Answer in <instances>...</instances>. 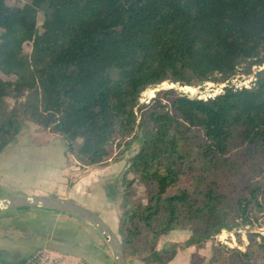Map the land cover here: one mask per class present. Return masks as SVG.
<instances>
[{
    "label": "trees",
    "instance_id": "obj_1",
    "mask_svg": "<svg viewBox=\"0 0 264 264\" xmlns=\"http://www.w3.org/2000/svg\"><path fill=\"white\" fill-rule=\"evenodd\" d=\"M0 30V153L27 120L82 166L141 132L128 168L103 184L120 195L127 261L167 264L223 229L264 224V68L210 98L170 87L140 102L166 80L220 82L264 64V0H0ZM178 228L191 231L182 247L159 250ZM248 240L244 250L214 242L212 261L264 264V234Z\"/></svg>",
    "mask_w": 264,
    "mask_h": 264
},
{
    "label": "rangeland",
    "instance_id": "obj_2",
    "mask_svg": "<svg viewBox=\"0 0 264 264\" xmlns=\"http://www.w3.org/2000/svg\"><path fill=\"white\" fill-rule=\"evenodd\" d=\"M10 4H23L27 0H8ZM44 17V9L38 12V26L41 27ZM1 31V30H0ZM27 51L30 50V44L25 45ZM264 68V64L255 65L251 72L246 73V66L239 67L237 73L226 81L213 82L206 81L197 85H183L179 82L166 80L155 86H151L142 92L140 102H147L155 95L156 91L164 88H174L177 92L191 97L210 98L220 93L225 85L245 82L248 85L255 78L257 71ZM188 86L191 89H187ZM8 109L14 105L12 98H7ZM141 132L126 141H123L120 147L115 149L111 159L96 165L82 166L68 150L64 139L58 134L51 133L47 128L27 120L24 122L20 132L15 139L11 141L0 153V196L15 194H31L38 191H54L62 193L64 190L74 185L84 186V189L105 192L104 182L114 180L120 177L128 168L131 157L137 152L141 144ZM116 183L115 181H113ZM112 182V184H114ZM83 189V190H84ZM96 191V192H95ZM134 198H144V188L135 185L133 191ZM109 196V195H108ZM111 205L103 214H99L97 206H89L92 211L100 215L110 227L117 232L118 228V205L120 195L109 196ZM82 203L80 200H77ZM1 212V210H0ZM53 219H50L49 216ZM104 215V216H103ZM66 216L65 213L55 211H46L45 209L16 208L5 209L0 217L5 222L11 223L25 231L41 230L45 227L50 228L62 226L63 222L56 221V217ZM80 222L87 225L79 217H75ZM262 221V220H261ZM85 230L91 237V253L95 257L96 264H116L112 248L108 241L98 229ZM92 232V233H91ZM251 232L264 234V224L240 225L232 230L223 229L211 239L207 240L202 248L191 247L179 250L178 260L170 264H191L195 258H201L199 264H216L212 261V244L218 242L229 248L244 250L249 242L248 235ZM191 231L188 228H178L162 235L158 241L159 250L172 247L176 244L177 249L182 247L183 243L190 236ZM93 236V237H92ZM99 237L100 242L97 240ZM127 264H143L138 259L127 261Z\"/></svg>",
    "mask_w": 264,
    "mask_h": 264
},
{
    "label": "crops",
    "instance_id": "obj_3",
    "mask_svg": "<svg viewBox=\"0 0 264 264\" xmlns=\"http://www.w3.org/2000/svg\"><path fill=\"white\" fill-rule=\"evenodd\" d=\"M83 189L84 186H80L79 188L74 185L60 194L54 191L43 190L38 191V193L35 191V193L31 194L59 196L75 202H79L77 200H80L88 208L92 205L97 206L99 214L107 211L111 205V201L104 191H95V195L93 191L91 192L87 188ZM4 210L1 209L0 214ZM65 215L56 217V221L63 222V225L58 226V228H50L48 226L41 230L33 229V231L30 230L28 232L5 222L0 217V264H17L39 247H47L54 252L67 256L68 262L76 261L78 264H96L95 257L91 253L93 238L91 239L90 235L85 231L93 230L91 227L94 229L95 227L86 220L82 219L87 225L80 222L74 218V215L66 213ZM49 218L53 219L51 215ZM97 240L100 242L99 237H97ZM188 248L191 249V247ZM177 258L178 255L167 264L175 262Z\"/></svg>",
    "mask_w": 264,
    "mask_h": 264
},
{
    "label": "water",
    "instance_id": "obj_4",
    "mask_svg": "<svg viewBox=\"0 0 264 264\" xmlns=\"http://www.w3.org/2000/svg\"><path fill=\"white\" fill-rule=\"evenodd\" d=\"M37 207L49 211L71 214L86 220L103 234L112 248L116 264H127L120 238L110 225L88 207L67 198L41 194H15L0 196L1 209Z\"/></svg>",
    "mask_w": 264,
    "mask_h": 264
},
{
    "label": "built area",
    "instance_id": "obj_5",
    "mask_svg": "<svg viewBox=\"0 0 264 264\" xmlns=\"http://www.w3.org/2000/svg\"><path fill=\"white\" fill-rule=\"evenodd\" d=\"M236 88H242L248 86L247 83L239 82L234 83ZM17 264H78L75 262H68L67 256L54 252L47 247H39L29 254L26 258Z\"/></svg>",
    "mask_w": 264,
    "mask_h": 264
},
{
    "label": "bare ground",
    "instance_id": "obj_6",
    "mask_svg": "<svg viewBox=\"0 0 264 264\" xmlns=\"http://www.w3.org/2000/svg\"><path fill=\"white\" fill-rule=\"evenodd\" d=\"M186 88H187V89H191V88H189L188 86H186Z\"/></svg>",
    "mask_w": 264,
    "mask_h": 264
}]
</instances>
